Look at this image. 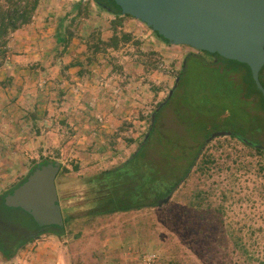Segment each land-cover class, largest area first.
Here are the masks:
<instances>
[{"label":"rangeland","instance_id":"rangeland-1","mask_svg":"<svg viewBox=\"0 0 264 264\" xmlns=\"http://www.w3.org/2000/svg\"><path fill=\"white\" fill-rule=\"evenodd\" d=\"M79 1L88 4L93 20L81 22L68 53L56 58L59 19ZM114 19L93 0H41L33 23L11 34L8 58L0 66V197L48 160L61 164L59 199L61 191L66 206L81 205L85 178L118 167L137 152L151 116L167 102L187 58L181 86L158 120L156 155L177 156L178 149L186 147L187 160L176 162L187 167L202 145L222 132L264 143V132L258 134L264 131L260 99L247 69L239 64L221 60L214 65L213 58L164 43L144 23L126 17L119 31L131 33L134 41L100 54L89 65L85 38L100 31L108 39ZM197 57L205 58L209 67H202ZM76 58L88 69L83 75L81 67L66 69ZM150 62L156 66L150 68ZM218 138L210 147L219 145ZM223 146L219 151L233 153L221 159L228 163L223 171L203 175L193 167L167 205L90 220L79 238L45 233L28 240L13 258L0 250V264H133L142 253L155 254L165 264H264V172L247 151L250 167L233 178L234 148L243 146L236 141ZM181 174L175 170L171 177ZM196 189L209 193L207 202L213 208L224 205L222 222L206 215L204 227L196 215L190 216ZM224 190L230 192L226 199ZM6 210L24 229L35 228L25 212ZM15 237L22 239L20 234ZM236 240L242 249L235 247Z\"/></svg>","mask_w":264,"mask_h":264},{"label":"trees","instance_id":"trees-1","mask_svg":"<svg viewBox=\"0 0 264 264\" xmlns=\"http://www.w3.org/2000/svg\"><path fill=\"white\" fill-rule=\"evenodd\" d=\"M93 1L101 10L113 15L115 19L111 21L110 27L112 35L108 39H104L100 31H95L85 38V43L87 44L88 53L90 55V57L87 58L89 65L93 64L100 54L105 55L110 50L118 51L122 47L134 41V37L131 33L119 31V28H121L124 24V18L132 17L124 15L121 8L118 7L112 0ZM5 3L6 4L4 5L0 3V57L2 58L0 66H3V62H5L8 58L9 38L11 34L16 33L33 23L34 17L40 7L41 0H6ZM87 6L88 4L86 2L79 1L77 4L72 6L73 10L71 12H66L65 16L59 19L58 29L55 33L56 45L53 49L56 52V58L63 59L72 47L74 39L79 35V25H81L83 20L90 18ZM154 34L161 41L169 44V42L159 36L158 33L154 32ZM211 56H215L220 60L229 61L219 57L218 55ZM197 58L199 59V57ZM187 60L188 58L185 60L182 70L178 73L176 86L175 89H173V95L166 100L167 102L165 104L159 105L158 110L154 113L155 120H153V116H151L149 131L137 152H135L132 157L122 165L109 170L101 171L95 175L85 178V180H83V185L86 187V190L80 199L81 205L79 204V207L76 205L66 206L65 196L60 191V203L65 227L63 229L47 228L46 233L60 237L61 239L72 236L74 238H79L85 223L90 220L114 214L140 212L146 209L165 206L171 201V196L176 192V190L181 185H185L187 183L193 167L198 166L199 171L203 175H206L214 170L223 171V164L225 166L228 163L226 161L222 164L220 161L223 159V156H225L227 151L223 149L221 152L219 150L224 148L223 145L225 143L229 144L231 141H236L243 146L242 150L234 148V166L237 169L233 172V178H238L237 172L240 170L250 167V163L246 160V156H249L248 153H246L247 151L251 153V156H255L257 158L256 163L260 170L264 172V143L261 141L251 142V140L246 139L239 133H232V136L229 138H218L217 142L219 145L217 147H210L213 139L207 140L198 150L196 155L193 156V160L187 167L184 165L181 166L176 162L181 159L187 160L186 157L188 153L186 147L179 148L177 156L168 157V154L165 152L163 153V155H165L164 157L160 158L156 155V145L159 143V137L157 136L158 120L164 108L170 103L174 94H176L181 86L186 72ZM199 61L202 67H208L204 64L203 60L199 59ZM231 62L239 64L247 69V77L256 90L257 96L260 99L261 110L264 112V98L252 78L250 68L245 64L235 61ZM148 65L150 68L156 66L153 62H150ZM83 66L84 63L76 58L71 64L66 66V69L69 70L72 67H81L79 74L83 75L88 71V69ZM10 81L11 79L9 82ZM260 81L264 87V68L260 72ZM3 85L6 86L7 83H3ZM250 96H252V94L248 95V97ZM256 119L257 121L260 120L259 117ZM262 129H260L261 132L258 134L264 132ZM241 139L248 140L252 143V145H247L242 142ZM213 148H216L217 151L215 152ZM171 149L173 150V148ZM216 153H219V155L216 156ZM232 155L233 153L226 154L228 159L231 158ZM48 163L51 162L46 160L42 164L37 165L33 168L31 173L34 172L38 166L46 165ZM63 170L65 172H70L67 169ZM78 170L79 167L75 166L74 171L77 172ZM175 170L181 171L182 174L177 178L172 179L171 174ZM230 171H232V169H230ZM28 177L15 186L14 189L0 197L4 207L10 208L5 204L6 196L26 182ZM222 194L223 198L226 199L227 196L230 195V192L224 190ZM208 196V192L196 189L190 197V216L196 215V217H198L197 219L199 224L204 227L206 224H204L203 219H206V215H208L211 220H219V222H222L221 216L224 214V205L220 204L219 206L213 208L212 205L207 202ZM77 207L81 210L80 214L76 213ZM29 217L32 219L30 215ZM26 242L27 239L22 238L19 243L16 242L11 248L2 246L3 249H1V251L7 259L13 258L18 249ZM235 247L242 249L243 245L239 240H236Z\"/></svg>","mask_w":264,"mask_h":264},{"label":"water","instance_id":"water-1","mask_svg":"<svg viewBox=\"0 0 264 264\" xmlns=\"http://www.w3.org/2000/svg\"><path fill=\"white\" fill-rule=\"evenodd\" d=\"M174 46L247 65L264 98V0H112ZM173 95L171 91L170 96ZM155 120V114L153 115ZM232 136L222 132L216 137ZM252 145L246 139H241ZM59 162L38 166L26 182L6 196V206L30 215L38 228L65 227L57 189Z\"/></svg>","mask_w":264,"mask_h":264},{"label":"flooded vegetation","instance_id":"flooded-vegetation-1","mask_svg":"<svg viewBox=\"0 0 264 264\" xmlns=\"http://www.w3.org/2000/svg\"><path fill=\"white\" fill-rule=\"evenodd\" d=\"M203 54L211 57L214 59V65L220 64V59L211 56L208 53L202 52ZM206 59H203V62L206 66H208ZM209 67V66H208ZM35 223V222H34ZM23 225V224H22ZM21 223L14 220L9 213L6 210V207H4V204L2 200L0 199V250L3 249L2 246H6L8 248H11L13 244L15 245L16 242H20L18 238H16V235H21L23 239L28 240H34L38 239L40 236L45 234L47 231V228H38L36 225L33 230H26L22 227ZM25 226V225H24Z\"/></svg>","mask_w":264,"mask_h":264},{"label":"built area","instance_id":"built-area-1","mask_svg":"<svg viewBox=\"0 0 264 264\" xmlns=\"http://www.w3.org/2000/svg\"><path fill=\"white\" fill-rule=\"evenodd\" d=\"M79 90L76 89V92H78ZM119 90L114 91V94L116 96L119 95ZM118 103H117V107H118ZM97 120L100 124H102L104 122L103 118L101 116H97ZM133 264H165L157 255L155 254H151V253H142V254H137L135 256V260Z\"/></svg>","mask_w":264,"mask_h":264},{"label":"crops","instance_id":"crops-1","mask_svg":"<svg viewBox=\"0 0 264 264\" xmlns=\"http://www.w3.org/2000/svg\"><path fill=\"white\" fill-rule=\"evenodd\" d=\"M76 4H77V3H76ZM89 13H90V10H89ZM90 16H91V13H90ZM90 19L93 20L92 17H91Z\"/></svg>","mask_w":264,"mask_h":264}]
</instances>
